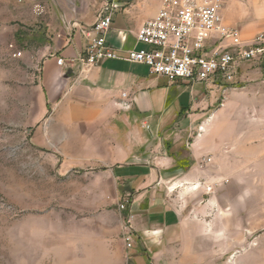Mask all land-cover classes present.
<instances>
[{
    "label": "crops",
    "instance_id": "crops-1",
    "mask_svg": "<svg viewBox=\"0 0 264 264\" xmlns=\"http://www.w3.org/2000/svg\"><path fill=\"white\" fill-rule=\"evenodd\" d=\"M105 1L0 0V23L37 64L54 115L49 141L63 143L72 166L108 178L109 187L102 179L95 189L99 206L111 193L106 202L116 214L105 241L117 243L122 264H264L262 248L248 246L258 236L247 216L234 210L242 204V177L264 169V57L241 62L232 81H171L124 59L83 70L79 56L97 36ZM114 2L107 42L123 52L142 47L136 33L164 0ZM222 3L224 24L243 40L264 32V0ZM125 195L132 248L124 244L117 208Z\"/></svg>",
    "mask_w": 264,
    "mask_h": 264
},
{
    "label": "rangeland",
    "instance_id": "rangeland-1",
    "mask_svg": "<svg viewBox=\"0 0 264 264\" xmlns=\"http://www.w3.org/2000/svg\"><path fill=\"white\" fill-rule=\"evenodd\" d=\"M30 51L0 23V264H122L117 243L105 241L106 225L116 218L106 202L111 193L99 206L95 191L102 179L109 187L108 178L96 174L100 169L72 166L63 143L49 141L54 115ZM242 179V204L234 210L247 216L258 236L248 246L258 244L264 262V169ZM128 197L117 202L123 220L120 205Z\"/></svg>",
    "mask_w": 264,
    "mask_h": 264
},
{
    "label": "built area",
    "instance_id": "built-area-1",
    "mask_svg": "<svg viewBox=\"0 0 264 264\" xmlns=\"http://www.w3.org/2000/svg\"><path fill=\"white\" fill-rule=\"evenodd\" d=\"M117 7L114 0L105 1L94 24L97 36L79 56L83 70L106 59H124L145 64L152 73L171 81H207L218 76L232 81L241 62L264 57V32L243 40L239 29L224 24L222 0H164L158 14L142 23L136 33L137 42L143 46L123 52L109 44L106 36ZM34 9L43 12L42 5ZM21 54L20 50L14 52L15 56ZM57 62L65 64L63 57ZM129 204L130 197L120 209L126 212L122 237L126 247L132 248L136 233Z\"/></svg>",
    "mask_w": 264,
    "mask_h": 264
}]
</instances>
